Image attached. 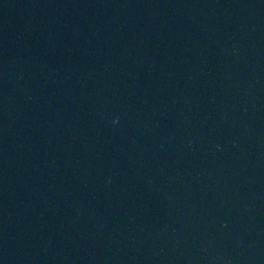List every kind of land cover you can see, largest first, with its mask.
Masks as SVG:
<instances>
[{"label": "water", "instance_id": "1", "mask_svg": "<svg viewBox=\"0 0 264 264\" xmlns=\"http://www.w3.org/2000/svg\"><path fill=\"white\" fill-rule=\"evenodd\" d=\"M264 36V0H0V264H169Z\"/></svg>", "mask_w": 264, "mask_h": 264}]
</instances>
